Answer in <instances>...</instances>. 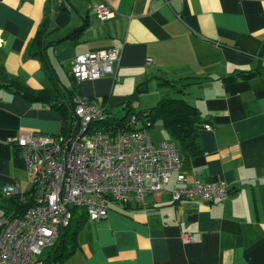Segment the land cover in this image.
Returning <instances> with one entry per match:
<instances>
[{"label": "crops", "instance_id": "obj_1", "mask_svg": "<svg viewBox=\"0 0 264 264\" xmlns=\"http://www.w3.org/2000/svg\"><path fill=\"white\" fill-rule=\"evenodd\" d=\"M102 2L0 0V65L34 90L54 89L61 102L80 94L118 114L140 83L143 93L156 81L159 100L183 97L198 108L202 153L183 152L165 129L169 139L152 134L181 153L168 189L144 203H111L107 218L84 222L69 257L47 264H264V74L237 76L264 66V0H116L107 19ZM46 18L44 54L34 55ZM112 47L121 48L120 82L72 77L76 55ZM139 95L136 110L159 101L139 109ZM21 130L60 134L62 114L0 85V189L24 193L33 176L13 145ZM180 174L184 185L227 183L230 195L175 202Z\"/></svg>", "mask_w": 264, "mask_h": 264}, {"label": "built area", "instance_id": "obj_2", "mask_svg": "<svg viewBox=\"0 0 264 264\" xmlns=\"http://www.w3.org/2000/svg\"><path fill=\"white\" fill-rule=\"evenodd\" d=\"M98 6L100 18L115 16L113 2ZM121 48L112 47L76 55L71 74L77 82L117 75ZM151 64L152 59H147ZM74 111L78 129L66 134H44L21 130L13 143L33 176L35 202L22 214L9 216L0 207V264H44L41 255L53 245L62 228L73 218V207L86 211L91 220L108 217L111 203H144L148 194L168 189L172 174L181 167V154L170 140H154L150 123L137 115L133 129L90 130L102 119L106 106L76 94ZM180 174L170 192L173 201L201 197L208 202L224 201L230 195L227 183L206 184L197 179L184 185ZM6 195L19 193L18 185L3 188ZM184 240L191 242L192 235Z\"/></svg>", "mask_w": 264, "mask_h": 264}, {"label": "trees", "instance_id": "obj_3", "mask_svg": "<svg viewBox=\"0 0 264 264\" xmlns=\"http://www.w3.org/2000/svg\"><path fill=\"white\" fill-rule=\"evenodd\" d=\"M50 25V19L46 18L41 24L35 38L31 42V50L34 55L44 54V38ZM264 74V66L260 64L254 70L241 71L237 76L249 78L254 75ZM1 86L23 95L29 101L49 102L51 106L60 112L63 117V131L61 134L71 133L78 129L80 120L75 114L73 94L68 102H61L58 95L54 94V89L34 90L17 78L8 73L3 65H0ZM73 77V75H72ZM74 78V77H73ZM165 82L169 81L166 79ZM173 87L177 85L170 83ZM145 90L143 83H140L134 93H132L124 103L125 114L111 112L107 107L104 117L91 123L92 130L118 131L133 129L130 119L137 115L144 125L150 123L153 128L157 121H161L163 128L177 142L180 149L195 156L202 153V146L199 140L200 131L205 126V120L201 116L197 107L193 106L183 97H174L165 95L156 105L144 110H136L132 103L137 96ZM16 153L19 154L17 145L13 143ZM181 154V153H180ZM35 186L27 192H19L10 196L6 195L3 189H0V207L5 209L7 215L15 216L22 214L28 207L35 202ZM73 218L71 223L60 230L55 243L51 245L46 252L41 255L44 264L50 261L64 260L69 257L77 248V235L84 222L89 219L86 211L79 207H73Z\"/></svg>", "mask_w": 264, "mask_h": 264}, {"label": "rangeland", "instance_id": "obj_4", "mask_svg": "<svg viewBox=\"0 0 264 264\" xmlns=\"http://www.w3.org/2000/svg\"><path fill=\"white\" fill-rule=\"evenodd\" d=\"M158 85L156 81H152L150 83V86L146 92H143L139 95L138 101L136 100L135 104L139 106V109L144 108L145 106H149L150 104L157 103L159 100V93H158ZM177 95V93H175ZM139 102L142 104V106L139 105ZM119 114L123 116L125 114V111H120ZM92 131V129L90 128ZM151 132L153 134L154 138H167L169 139V135L166 133V131L163 128V124L161 121H157L155 126L151 128ZM155 140V139H154ZM48 248L44 249V252H46Z\"/></svg>", "mask_w": 264, "mask_h": 264}]
</instances>
